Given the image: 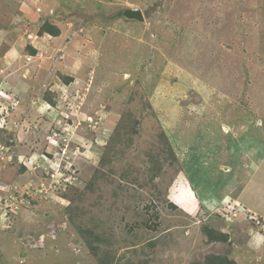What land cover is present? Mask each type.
Returning <instances> with one entry per match:
<instances>
[{"label": "rangeland", "instance_id": "obj_1", "mask_svg": "<svg viewBox=\"0 0 264 264\" xmlns=\"http://www.w3.org/2000/svg\"><path fill=\"white\" fill-rule=\"evenodd\" d=\"M13 8L0 264H264V0Z\"/></svg>", "mask_w": 264, "mask_h": 264}, {"label": "crops", "instance_id": "obj_2", "mask_svg": "<svg viewBox=\"0 0 264 264\" xmlns=\"http://www.w3.org/2000/svg\"><path fill=\"white\" fill-rule=\"evenodd\" d=\"M42 1L44 0H26V2L24 0H12L14 7V15L12 16V20L14 19L15 21H22L26 20L27 18L30 19L32 18L31 12L34 11V9L37 10V13H42L40 12ZM45 15L46 14H44V16ZM12 20L10 18L9 22L11 23Z\"/></svg>", "mask_w": 264, "mask_h": 264}, {"label": "water", "instance_id": "obj_3", "mask_svg": "<svg viewBox=\"0 0 264 264\" xmlns=\"http://www.w3.org/2000/svg\"><path fill=\"white\" fill-rule=\"evenodd\" d=\"M118 17H124L125 19L129 21H144V16L139 9H127L125 11H120L116 15H114L111 19L118 18Z\"/></svg>", "mask_w": 264, "mask_h": 264}, {"label": "bare ground", "instance_id": "obj_4", "mask_svg": "<svg viewBox=\"0 0 264 264\" xmlns=\"http://www.w3.org/2000/svg\"><path fill=\"white\" fill-rule=\"evenodd\" d=\"M138 9V8H137ZM140 10V9H139ZM117 41V40H116ZM121 56H123V55H121ZM121 65H122V63H121ZM117 67L118 68H120V64H117ZM259 109V108H258ZM260 110V109H259ZM244 151H245V149H244ZM246 151H248V150H246ZM257 156V155H256Z\"/></svg>", "mask_w": 264, "mask_h": 264}]
</instances>
